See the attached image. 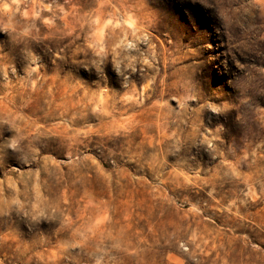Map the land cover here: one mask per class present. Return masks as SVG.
Masks as SVG:
<instances>
[{
	"label": "clouds",
	"instance_id": "clouds-1",
	"mask_svg": "<svg viewBox=\"0 0 264 264\" xmlns=\"http://www.w3.org/2000/svg\"><path fill=\"white\" fill-rule=\"evenodd\" d=\"M164 2L0 0V264H264V0H181L223 49L208 93Z\"/></svg>",
	"mask_w": 264,
	"mask_h": 264
},
{
	"label": "rangeland",
	"instance_id": "rangeland-1",
	"mask_svg": "<svg viewBox=\"0 0 264 264\" xmlns=\"http://www.w3.org/2000/svg\"><path fill=\"white\" fill-rule=\"evenodd\" d=\"M79 3L86 5L87 0H79ZM161 8L162 27L165 30V35L181 51L188 53V55L181 53L174 59L177 63L180 59H185V63L194 64V79L196 83L202 87L205 93L210 92L214 86L223 82L224 76L219 70L218 61L220 57L217 55L223 49L211 30L209 19L198 6H190L187 3H182L181 0H165L161 4ZM14 47L15 45H13ZM112 86L119 87L114 81H112ZM129 99H133V97H129ZM121 127L124 126L121 125ZM16 143L17 141L13 140V144L15 145ZM138 176L139 174L133 169H128L127 174L121 175V184L123 185L127 182V187L131 188L132 185L137 184ZM148 182L151 183V180ZM185 191L190 202L201 201L203 203V191L198 189ZM137 195H140V193L137 192ZM169 195H171V192H169ZM152 211L156 215H159L158 222L163 225L166 217L160 215L155 208ZM216 216L217 213L209 206L208 219L210 221L215 220L214 226L221 230L222 239L231 238L232 245L236 251L242 252L247 241L257 243L251 235V229L246 224L242 223L236 226L232 222L215 219ZM99 219L102 221L103 217ZM245 237H247V240H245ZM164 264H175L174 256L169 255Z\"/></svg>",
	"mask_w": 264,
	"mask_h": 264
}]
</instances>
